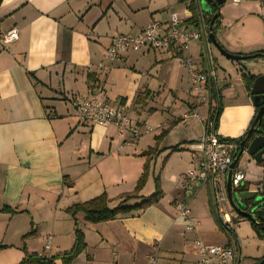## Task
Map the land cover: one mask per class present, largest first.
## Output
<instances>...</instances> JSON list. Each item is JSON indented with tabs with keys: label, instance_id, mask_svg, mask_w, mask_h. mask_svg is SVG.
<instances>
[{
	"label": "crops",
	"instance_id": "crops-1",
	"mask_svg": "<svg viewBox=\"0 0 264 264\" xmlns=\"http://www.w3.org/2000/svg\"><path fill=\"white\" fill-rule=\"evenodd\" d=\"M196 6L200 17L209 14ZM221 6L214 34L222 48L234 55L264 54V0H246L234 17ZM171 14L183 29H195L187 23L191 14L183 0L0 2V37L13 28L18 33L7 48L0 44V208L14 211L0 213V264H19L26 255L67 254L76 229L85 249L71 264H196V238L208 246L238 244L244 264L264 257V240L248 220L237 217L233 239L220 230L206 184L197 185L191 197L179 187L180 176L196 166L198 155L189 146L202 136L215 107L213 95L221 107L216 134L224 141L238 139L256 113L241 76L262 74L216 58L221 72L204 88L199 104L189 93L182 55L173 49L129 50L118 60L106 58L114 37L138 34L152 21L166 27ZM250 18L256 25L252 33L245 31ZM189 56L197 64L200 41L190 42ZM88 96L123 108L142 133L137 142L128 143L112 126L79 122L70 99ZM154 147L144 187L124 205L150 197L157 181L156 203L97 224L66 211L101 195L116 208L123 195L134 193L146 162L142 153ZM238 163L247 190L262 185L264 197V161L244 153ZM180 204H187L198 222L195 232L186 231L176 212Z\"/></svg>",
	"mask_w": 264,
	"mask_h": 264
},
{
	"label": "built area",
	"instance_id": "built-area-1",
	"mask_svg": "<svg viewBox=\"0 0 264 264\" xmlns=\"http://www.w3.org/2000/svg\"><path fill=\"white\" fill-rule=\"evenodd\" d=\"M196 2V0H195ZM239 0H231L236 6ZM198 28L186 30L180 25V20L171 14L168 25L163 27L157 21L150 22L138 34H120L112 39L111 45L106 50L108 60H118L122 53L131 51L170 50L173 49L182 55V64L189 77V93L197 96L198 103L204 101L203 90L206 86L214 84L212 61L207 49V28L200 17ZM18 38L16 29H10L0 37V44L7 48ZM191 41L202 43L201 64L194 63L189 56ZM70 105L81 123H90L99 127H114L120 134L127 135V142L135 144L142 134L140 129L134 127L130 117L121 107H113L97 96L79 97L70 99ZM193 116H196L193 114ZM146 131H149L146 128ZM234 145L218 137L214 130V123L209 119L202 125V136L189 146L193 153H197L196 166L188 169L180 176V189L191 197L196 186L206 184L209 188L211 204L220 223L234 232L238 215L231 209L226 193V176L233 161ZM246 174L236 168L231 175L232 191L244 186ZM257 194L263 192L262 185L255 189ZM177 214L186 223V231L195 232L198 222L193 218L187 204H180L176 209ZM198 260L196 264H244V257L239 246L230 242L226 246H208L199 239L193 241ZM49 247V241L46 242ZM151 261H154L150 258Z\"/></svg>",
	"mask_w": 264,
	"mask_h": 264
},
{
	"label": "trees",
	"instance_id": "trees-1",
	"mask_svg": "<svg viewBox=\"0 0 264 264\" xmlns=\"http://www.w3.org/2000/svg\"><path fill=\"white\" fill-rule=\"evenodd\" d=\"M1 1L2 0H0V2ZM183 1L188 2V10L191 14L187 23L190 25H193L194 27L197 28L199 25L200 16L198 15V11H197L198 9H197L195 0H183ZM218 10H219V7L212 8V14H210V19L207 21V25H209V23L211 22L213 17L216 16V18L213 20V23H212L214 29L216 27V22L218 19V14H217ZM201 18L203 19L202 15H201ZM260 54L264 56L263 53H260ZM255 78L256 77H252L250 75H245V74H243L241 76L242 82H243V84L247 90H250V87H251L253 81L255 80ZM213 96L216 97L217 100L219 101V96L217 94H214ZM220 110H221L220 105H217V107L213 109V111L211 112V114L208 118L210 122L214 123V130L215 131H216V127L218 124V118L220 115ZM261 127L264 129V116L262 119ZM164 134H165V131L162 132L161 135L156 138L157 143L159 142L161 137H163ZM241 139L242 138L240 137V138L235 139V140H225V141L229 142L230 144L237 147L240 144ZM171 151H176V149H171ZM156 154H157L156 147L150 148L146 152L142 153V156L146 157V162L144 164L142 174L140 175L139 179L137 180V183H136V186L134 189V193L132 195H127V194L123 195V197H122L123 201L116 208L110 209L108 207V200H107L106 196L101 195V196L96 197L90 201L80 203V204H75V205L69 207L66 211L72 215H75L76 213H82L84 216V220L86 222L91 223V224H97V223H102V222H107V221L113 220L118 215H128V214H132L133 212H138V211L143 210L144 208L150 206L151 204L156 203L161 198V191L159 189V185H158L157 181L155 183V192L150 197L142 200L138 205H135V206H125L124 205V203H126L128 200L135 198L136 195L140 192V190L144 187L146 180H147V177H148L149 169H150V162L156 156ZM244 190H247V188L245 186L234 190L233 193L234 194L239 193L240 191H244ZM209 204H210L209 208L214 213L215 218L217 220L218 227L220 228V230L222 232H224L228 238L233 239L234 233L231 230H227L220 223L211 202ZM2 212L13 213L14 211L5 206V207L0 208V213H2ZM253 227H254V230H255L257 236L264 240V229L257 226V225H253ZM30 234H28V235H30ZM84 249H85V243H84L83 234L81 233V231L76 229L74 231V246L69 253L63 254L60 256H56V257H49V258L39 257L37 255H26V257H24L19 264H55L56 259H60L63 262V264H71V262ZM262 259L258 261V264L261 263Z\"/></svg>",
	"mask_w": 264,
	"mask_h": 264
},
{
	"label": "water",
	"instance_id": "water-1",
	"mask_svg": "<svg viewBox=\"0 0 264 264\" xmlns=\"http://www.w3.org/2000/svg\"><path fill=\"white\" fill-rule=\"evenodd\" d=\"M224 0H196V4L207 13H211V9L219 7ZM213 17L207 28L208 41L219 52V54L231 61L239 62L252 58L253 56L234 55L225 51L218 43L214 27L212 25ZM250 99L256 108L255 116L249 128L241 136L240 144L233 149V161L230 164L229 171L226 176V193L228 203L231 209L239 217L248 220L251 224L257 225L264 229V197H258L255 191H240L233 193L231 188L232 171L236 168L240 157L245 153L252 157L256 163L264 161V129L261 127L264 116V75L258 76L253 81L249 90ZM244 187V186H241ZM264 263V257L260 264Z\"/></svg>",
	"mask_w": 264,
	"mask_h": 264
},
{
	"label": "rangeland",
	"instance_id": "rangeland-1",
	"mask_svg": "<svg viewBox=\"0 0 264 264\" xmlns=\"http://www.w3.org/2000/svg\"><path fill=\"white\" fill-rule=\"evenodd\" d=\"M255 1L261 2V0H255ZM245 2H246V0H242V3L238 7H234L231 4V0H225L221 6V10L224 13H226L227 15H229V16L231 15V17H234L237 12L241 13V10L243 9ZM210 14H212V12ZM210 14L204 13L202 15L203 19H204L205 26H207V21L210 19ZM253 21H255V18H250L249 20L245 21V31H247L248 33H252L255 30L256 25ZM216 29H217V27H216ZM195 30L200 32V29L198 27L197 28L195 27ZM207 49H208V52L210 55V59L212 61V68H213V73H214V77H215L214 79L217 80L218 75L221 72V69L219 67V63L217 62L216 58L217 59L218 58L223 59L224 61H228L230 63H236V62L231 61V60L226 59V58H223V56H221L219 54V52L213 47V45L209 41L207 42ZM263 59L264 58H252V59L239 61L238 63L246 66L249 70H252V72L254 74L264 75V73H262V72H264V67L260 64L261 61H264ZM255 61H259V62H255ZM197 64H201V57L198 58ZM258 76H261V75H258ZM258 76H256V77H258ZM217 105H219V101L216 100V97H215V107L214 108H216ZM263 165H264V163H263ZM237 167H239V163H238ZM260 196H262V195L260 194L259 197Z\"/></svg>",
	"mask_w": 264,
	"mask_h": 264
}]
</instances>
